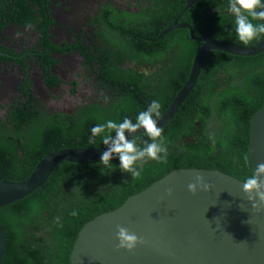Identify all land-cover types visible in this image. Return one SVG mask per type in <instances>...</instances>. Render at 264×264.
<instances>
[{"label":"trees","instance_id":"16d2710c","mask_svg":"<svg viewBox=\"0 0 264 264\" xmlns=\"http://www.w3.org/2000/svg\"><path fill=\"white\" fill-rule=\"evenodd\" d=\"M11 0H0V19L11 9ZM17 2V0H15ZM186 0H167L160 9L161 24H148L147 37L155 38L174 18L189 24L195 37H209L246 47L233 30V17L227 0H202L182 10ZM22 21L44 30L41 19L23 3ZM256 23V21H253ZM1 24V22H0ZM144 60L153 66L147 74V90H127L123 106L113 107L108 99L75 112L48 118L38 108H16L11 126L0 120V181L21 182L36 164L54 150L64 148H103L101 137L89 143L90 128L108 119L122 120L144 110L153 99L167 110L186 83L195 53L201 43L189 32L174 29L157 42L147 41ZM1 48V47H0ZM154 52H163L162 56ZM160 60V61H159ZM160 63V65H158ZM115 83L123 87L125 73L110 70ZM138 72L131 73V85H138ZM143 76V75H142ZM145 77V76H144ZM107 78V76H105ZM264 103V52L239 57L213 52L204 59L197 82L173 118L163 126L168 148L166 161L142 163V173L133 179L122 173L118 159L109 165L59 162L49 178L23 199L0 208L4 237L1 264H70V252L79 230L96 216L114 210L126 199L178 168L219 170L243 181L250 175L249 126L251 116ZM160 115V116H161ZM141 141L148 137L140 135ZM21 150V154L19 153ZM73 211L77 214L72 215Z\"/></svg>","mask_w":264,"mask_h":264},{"label":"water","instance_id":"95a60500","mask_svg":"<svg viewBox=\"0 0 264 264\" xmlns=\"http://www.w3.org/2000/svg\"><path fill=\"white\" fill-rule=\"evenodd\" d=\"M200 0H186L181 13ZM164 28H185L190 38L201 43L194 55L186 83L167 110L158 118L165 126L194 88L204 59L213 52L239 57L264 52V38L246 47L233 42L195 37L189 24ZM148 70L147 67H143ZM143 68L136 67L141 71ZM103 148H64L50 152L21 182L0 181V208L19 201L38 189L59 162L96 164ZM248 152L255 166L264 162V103L251 116ZM211 185L210 190L188 191L196 177ZM171 189V195L168 190ZM135 233L143 243L129 251L117 247L118 227ZM4 237L0 225V264ZM70 264H264V209L257 212L242 191V180L219 170L178 168L129 196L114 210L86 222L70 252Z\"/></svg>","mask_w":264,"mask_h":264},{"label":"flooded vegetation","instance_id":"af4514ba","mask_svg":"<svg viewBox=\"0 0 264 264\" xmlns=\"http://www.w3.org/2000/svg\"><path fill=\"white\" fill-rule=\"evenodd\" d=\"M165 1L11 0L13 6L0 19V120L11 126L16 108H38L50 119L75 116L103 97L113 107L123 106L130 86L146 92L153 66L144 51L147 41L162 38L159 33L149 39L147 25L162 23L157 17ZM16 3L29 7L31 20L41 19L44 30L22 21L24 7ZM153 54L159 59L163 52ZM115 69L125 73L123 87L106 75ZM134 71L140 74L138 85H131Z\"/></svg>","mask_w":264,"mask_h":264},{"label":"clouds","instance_id":"9594fccd","mask_svg":"<svg viewBox=\"0 0 264 264\" xmlns=\"http://www.w3.org/2000/svg\"><path fill=\"white\" fill-rule=\"evenodd\" d=\"M227 12L233 17V30L239 42L248 45L264 37V0H227ZM161 106L158 99H153L144 110L136 114L134 121L125 116L119 121L108 119L91 127L89 143L93 144L97 137H101L105 146L100 162L107 166L113 159H118L119 170L135 179L143 171L142 163L149 160L166 161L168 148L163 137V127L158 123ZM141 134L148 139L141 141ZM244 160L249 163L250 175L243 179L242 191L247 195L251 207L259 212L264 209V162L254 166L247 154ZM187 187L189 192L195 194L198 188L210 190L211 185L197 176L196 182ZM168 194L171 195V189ZM76 214L73 211L72 215ZM116 240L118 248L129 251L143 243L135 233L122 226L117 228Z\"/></svg>","mask_w":264,"mask_h":264}]
</instances>
